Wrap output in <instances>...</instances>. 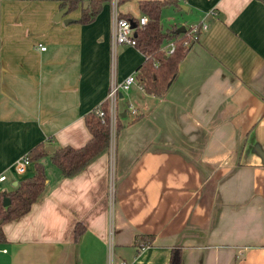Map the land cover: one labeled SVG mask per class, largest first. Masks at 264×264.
<instances>
[{
  "label": "crops",
  "instance_id": "0c3cea01",
  "mask_svg": "<svg viewBox=\"0 0 264 264\" xmlns=\"http://www.w3.org/2000/svg\"><path fill=\"white\" fill-rule=\"evenodd\" d=\"M107 1L82 22L83 0L60 18L62 0H0L7 188L35 171L31 161L18 173L14 162L38 142L84 144L85 114L113 81L138 73L145 54L136 45L118 44L113 58ZM178 1L186 15L173 12L165 26L162 18L165 28L206 26L168 90L157 96L137 81L121 91L114 155L107 149L68 176L42 157L47 191L3 224L0 264H168L173 244L181 264H264V0ZM118 10L144 13L139 0ZM192 12L199 16L187 20ZM142 233L154 238L138 247Z\"/></svg>",
  "mask_w": 264,
  "mask_h": 264
},
{
  "label": "trees",
  "instance_id": "16d2710c",
  "mask_svg": "<svg viewBox=\"0 0 264 264\" xmlns=\"http://www.w3.org/2000/svg\"><path fill=\"white\" fill-rule=\"evenodd\" d=\"M104 0H89L82 7L79 20L82 22L91 21L101 10ZM125 0H118V3ZM78 0H62V5L69 8L76 6ZM172 5L178 9L181 3L178 0H139L142 12L148 15L146 23H140L138 17L128 15L136 21V46L145 54L144 60L138 65L137 77L143 88L157 96H162L168 90L171 82L179 71V64L189 50L190 44L199 38L202 24L198 23L194 32L196 37H191L188 33V26L185 30H178L177 23L169 27H164L162 17L167 6ZM185 39H190V44L184 43ZM170 41L175 42L173 50H168ZM100 110L103 111L100 114ZM122 114L118 111L115 120L116 134L118 135L125 122ZM85 122L91 132V136L82 145H58L53 149H47L46 144L41 141L28 150V156L33 161L35 171L17 179L13 188L0 189V240L4 239L3 224L13 218H17L26 213L33 202L41 199L47 191L48 176L42 157L50 154L53 162L60 168L63 175H74L82 170L97 155L109 149L111 141V115L108 98L99 103L96 107L85 114ZM5 197H9L10 202L4 204ZM85 229V225L77 222L75 226V239L78 240ZM153 233L137 234L135 244L138 247L152 243ZM182 246L173 244L171 246L169 263L181 264Z\"/></svg>",
  "mask_w": 264,
  "mask_h": 264
},
{
  "label": "built area",
  "instance_id": "2783aa9c",
  "mask_svg": "<svg viewBox=\"0 0 264 264\" xmlns=\"http://www.w3.org/2000/svg\"><path fill=\"white\" fill-rule=\"evenodd\" d=\"M114 5L113 15H112V28H111V36H112V50H113V58L114 53L116 51V46L120 43L136 45L137 38H136V28L132 25V19L128 16L122 15L119 13L118 10V0H112ZM140 23H146L148 21V15L146 13H142L138 16ZM198 24H190L188 25V33L191 37H196L194 33L197 29ZM203 27L206 24H202ZM190 39H185L184 43L190 44ZM175 47V42L170 41L167 49L173 50ZM41 48H46V45L41 44ZM139 82L137 77V72H132L125 77L121 82H112L109 93H108V100L110 104V115H111V141L109 151L111 155H114L115 151V143H116V132H115V120L118 112V98L119 94L122 90L128 89L133 82ZM132 111H135V107L130 105ZM103 111L100 110V114ZM31 163V159L28 156V153H25L19 156L15 162L14 167L18 173H24L27 170V167ZM8 175L6 172L0 173V189L7 188L5 185V180L7 179ZM6 250V248H4ZM108 264H125L124 261H117L115 262L113 258L109 261Z\"/></svg>",
  "mask_w": 264,
  "mask_h": 264
},
{
  "label": "rangeland",
  "instance_id": "374dc122",
  "mask_svg": "<svg viewBox=\"0 0 264 264\" xmlns=\"http://www.w3.org/2000/svg\"><path fill=\"white\" fill-rule=\"evenodd\" d=\"M84 1V3H86L87 4V2L89 1V0H83ZM106 2V1H105ZM108 2V5H110V9H111V22H112V15H113V10H114V5H113V1L112 0H110V1H107ZM80 9V6H78V7H75V8H73L71 11H77V10H79ZM175 11H180L179 9L178 10H176V9H174L172 6H169V7H167L166 9H165V11H164V14H163V24H164V26L165 25H167L168 24V22H167V18L173 13V12H175ZM181 11H183L184 13H185V15H186V11L185 10H181ZM198 17L199 15H197V14H195L194 12H192L189 16H186V17H188V18H186L187 20H194L195 19V17ZM191 21H188V23H190ZM115 132H116V129H115ZM116 137H117V134H116Z\"/></svg>",
  "mask_w": 264,
  "mask_h": 264
},
{
  "label": "water",
  "instance_id": "95a60500",
  "mask_svg": "<svg viewBox=\"0 0 264 264\" xmlns=\"http://www.w3.org/2000/svg\"><path fill=\"white\" fill-rule=\"evenodd\" d=\"M68 9V5H65L63 8H61L57 13L56 15L54 16L55 18H60L61 15ZM132 25L135 26L136 25V21L132 19ZM186 29V25L185 24H181L179 27H178V30L179 31H183ZM122 94V92H120V95ZM122 115H125V111H122L121 113ZM46 148L47 149H53L54 146L53 145H46ZM10 202V199L9 197H5V200H4V204H8Z\"/></svg>",
  "mask_w": 264,
  "mask_h": 264
}]
</instances>
